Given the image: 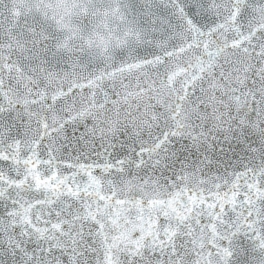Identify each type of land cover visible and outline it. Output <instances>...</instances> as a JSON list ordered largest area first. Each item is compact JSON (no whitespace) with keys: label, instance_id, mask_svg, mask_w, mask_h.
Instances as JSON below:
<instances>
[{"label":"snow or ice","instance_id":"snow-or-ice-1","mask_svg":"<svg viewBox=\"0 0 264 264\" xmlns=\"http://www.w3.org/2000/svg\"><path fill=\"white\" fill-rule=\"evenodd\" d=\"M0 264H264V0H0Z\"/></svg>","mask_w":264,"mask_h":264}]
</instances>
